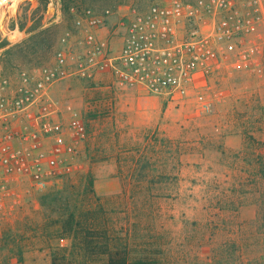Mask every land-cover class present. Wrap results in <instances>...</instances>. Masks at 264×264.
<instances>
[{"label":"rangeland","instance_id":"374dc122","mask_svg":"<svg viewBox=\"0 0 264 264\" xmlns=\"http://www.w3.org/2000/svg\"><path fill=\"white\" fill-rule=\"evenodd\" d=\"M11 1L0 23L3 75L51 63L62 36L74 29L72 7L103 12L151 2L21 0L11 7ZM262 71L214 76L206 85L207 114L194 98L154 97L108 77L58 85V99L74 104L87 140L77 170L56 188L74 184L82 193L84 177L94 178L115 261L264 264ZM45 194L20 195L0 219V237L8 223L24 226L16 246H0V264H52L56 244L69 245L56 223L65 212L44 209ZM229 241L248 243L252 253L229 257L221 250Z\"/></svg>","mask_w":264,"mask_h":264},{"label":"built area","instance_id":"2783aa9c","mask_svg":"<svg viewBox=\"0 0 264 264\" xmlns=\"http://www.w3.org/2000/svg\"><path fill=\"white\" fill-rule=\"evenodd\" d=\"M74 29L51 63L0 74V219L20 195L56 188L77 170L87 127L56 95L74 79L108 77L154 97L194 98L229 71L262 73L264 0H151L97 12L72 7Z\"/></svg>","mask_w":264,"mask_h":264},{"label":"trees","instance_id":"16d2710c","mask_svg":"<svg viewBox=\"0 0 264 264\" xmlns=\"http://www.w3.org/2000/svg\"><path fill=\"white\" fill-rule=\"evenodd\" d=\"M84 179L86 186L82 193L77 191L74 184H70L62 189L54 188L47 191L41 199V206L44 209L53 212L63 210L65 213L61 216H66L65 220L60 219L56 223L60 224V234L67 235L69 245L64 246L61 242L56 244L52 264H126V259L121 261L113 259L111 251L114 239L107 229L104 208L95 196L94 178L86 176ZM88 202L90 203L87 204ZM15 223H8L2 231L0 246L17 245L16 236H20L18 232L23 231L24 226L21 221ZM255 246L260 247L258 244ZM221 250L229 257L238 259L252 253L248 243L233 241L224 243Z\"/></svg>","mask_w":264,"mask_h":264},{"label":"bare ground","instance_id":"6f19581e","mask_svg":"<svg viewBox=\"0 0 264 264\" xmlns=\"http://www.w3.org/2000/svg\"><path fill=\"white\" fill-rule=\"evenodd\" d=\"M8 1L10 2V0H0V23H2V25H4V20H5V18H4V15H3V10H4V6H6V3H8ZM11 2H13V4H9L11 7H14V6H16V5H18L20 2H21V0H12ZM8 7V6H7ZM6 9V8H5ZM2 25H0V30L1 29H4L3 27H2Z\"/></svg>","mask_w":264,"mask_h":264}]
</instances>
